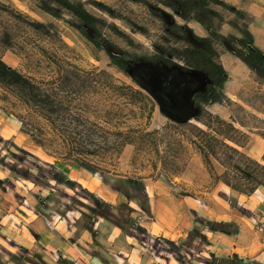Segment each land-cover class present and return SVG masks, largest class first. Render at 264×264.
<instances>
[{
  "label": "trees",
  "instance_id": "trees-1",
  "mask_svg": "<svg viewBox=\"0 0 264 264\" xmlns=\"http://www.w3.org/2000/svg\"><path fill=\"white\" fill-rule=\"evenodd\" d=\"M35 3V9L56 20H62L77 29L97 49L105 51L112 64L122 73L130 75L129 66L142 62L149 63L154 69L170 68L182 65V69L203 74L208 83L203 91L194 98L195 115L185 123L171 119L176 126L185 129L183 142L192 146L201 157L202 163L215 184H222L241 195L252 196L264 187V155L262 161L249 157L243 150L249 144V135L235 126L234 120L228 122L207 110L213 105H231L224 94V88L230 77L225 70L220 47H227L254 75L256 81L264 87V51L255 44V39L249 30L248 15L222 0H116L122 5L140 7L148 17L160 24L159 41L153 44L154 54L138 56L121 50L110 38L115 35L119 39L128 40V36L119 30L116 24H110L105 18L92 14L81 0H18ZM104 15L115 21L123 22L133 33L147 36L149 30L144 24L125 15L121 10L112 8L100 2H91ZM232 14L236 20H227L223 12ZM0 13L21 21L35 34L50 37V30L44 24L28 22L17 11L11 10L0 2ZM177 18L186 24L181 25ZM200 25L207 33L200 37L188 27V23ZM228 25L236 34L224 35L222 28ZM12 39L6 36L4 44L12 48ZM46 55L45 50H41ZM49 61L54 74L49 80L35 78L9 66L0 55V110L8 117L15 118L21 125V131L30 138L32 144L42 152L52 157L56 162H71L91 173L96 171L92 159L112 151L122 150L127 145L134 144L133 138L122 133L115 134L118 139L111 142L105 136L110 133L102 126L112 125L109 116L112 112L150 109L151 99L141 91L128 86H118L114 78L105 72H86L68 61H60L56 55ZM102 94L112 102L109 111L82 109L81 103L89 93ZM155 100L156 93L150 94ZM157 101V100H156ZM77 102L79 104H77ZM4 105V106H3ZM135 109V110H134ZM95 111V112H93ZM196 121L203 126L190 124ZM105 124V125H104ZM239 124V123H238ZM241 124V123H240ZM48 126L57 138H62V145L49 146ZM244 128L243 125L240 126ZM159 131L141 133L140 140L153 138V144L159 149L165 144L157 137ZM117 138V137H116ZM101 140H104L101 142ZM53 149V150H52ZM52 150V152H50ZM21 157L11 153L12 159L27 166L31 155L18 149ZM166 166L165 160H162ZM222 171L217 173L216 166ZM28 168L30 166H27ZM33 167V166H32ZM12 169L28 179L29 171ZM37 171H41L36 164ZM53 171V167H50ZM26 172V173H25ZM46 174V173H44ZM110 174V173H106ZM127 183H135L128 179ZM92 195V194H91ZM99 207L103 203L92 196ZM216 226V225H215ZM236 260L239 264H258L256 262Z\"/></svg>",
  "mask_w": 264,
  "mask_h": 264
},
{
  "label": "crops",
  "instance_id": "crops-1",
  "mask_svg": "<svg viewBox=\"0 0 264 264\" xmlns=\"http://www.w3.org/2000/svg\"><path fill=\"white\" fill-rule=\"evenodd\" d=\"M227 55L221 60L229 81L233 66L249 70ZM258 141L263 148L264 138ZM0 142L31 155L25 162L31 168L28 179L12 169L14 159L8 164L0 159V264H182L179 255L194 258L193 264H211L209 259L239 264L236 257L264 264V187L246 196L222 184L211 191L187 177L170 186L102 176L71 162L51 164L48 172L50 163L26 147L44 155L42 150L9 117L0 119ZM256 148L245 153L262 161L264 148ZM27 166L18 169L29 171Z\"/></svg>",
  "mask_w": 264,
  "mask_h": 264
},
{
  "label": "rangeland",
  "instance_id": "rangeland-1",
  "mask_svg": "<svg viewBox=\"0 0 264 264\" xmlns=\"http://www.w3.org/2000/svg\"><path fill=\"white\" fill-rule=\"evenodd\" d=\"M88 10L98 16L105 18L110 24H116L120 31L124 32L128 40L119 39L115 35H110L111 39L121 50L134 53L138 56H150L154 54L153 44L159 41L160 24L158 21L148 17L146 13L138 6L122 5L116 0H81ZM96 1L108 5L112 8L121 10L125 15L135 19L137 22L144 24L149 30L147 36L133 33L123 22L115 21L107 16H104L91 2ZM231 6L245 12L248 15V27L254 36L255 44L258 48L264 51V0H222ZM2 4L11 10L17 11L28 22H38L47 26L50 30V37L35 34L28 29V26L15 18L3 15L0 13V55L4 62L9 66L16 68L26 75L35 78L50 79L54 76L49 61L52 56L60 61H68L71 64L81 68L86 72L97 70L105 72L112 76L118 86H128L134 90L141 91L145 96L151 99L150 109L147 111L136 110V113L124 111L122 113L112 112L109 120L115 126H102L110 133L105 136L111 142H115L118 136L115 134H123L125 137L133 138L134 144L125 146L122 150L112 151L108 154L101 155L99 159H92L95 164L96 171L103 176L106 173L112 175H121L126 178L134 179H151L152 181H161L164 184L172 186L175 178L187 177L196 181V185L205 186L211 191L218 187L211 179L208 171L202 163L201 157L197 154L194 148L183 142L185 129L176 126L160 108L158 102L143 88H141L130 76L120 72L111 62L109 55L102 50L97 49L89 40H87L77 29L71 27L66 18L65 21L56 20L48 15L41 14L35 9V3H25L18 0H0ZM254 14L262 13L257 18ZM223 12V16L227 20H236L232 14ZM251 14V15H250ZM253 16V17H252ZM177 22L181 25L186 24L181 19L177 18ZM198 36L207 35V33L196 23H188ZM224 35L236 34L228 25L222 28ZM6 36H9L12 48L7 49L4 41ZM228 47V46H227ZM227 47H220L221 57H226V53L232 54V50ZM41 50H45L46 55L41 54ZM228 66L229 61L224 60ZM179 66V65H178ZM152 68L149 63L142 62L138 65L129 66V72H136L142 68ZM235 67V68H234ZM235 72L234 78L228 81L224 88V94L228 97L231 105H213L207 108L212 114L221 117L222 119L231 122L234 120L235 126L240 128L244 133L249 135V144L244 152L252 154L250 148L257 147L256 150H263L259 147V138H264V87L260 85L255 78V75L247 69L241 72L238 67L233 66ZM191 75L198 78L204 85L206 77L198 72L190 71ZM77 104H79L77 102ZM81 108H89L92 110L109 111V106L112 102L102 94L89 93L86 100L81 103ZM4 106V105H3ZM135 110V109H134ZM95 112V111H93ZM8 118V116L0 112V119ZM9 121L17 124V120L9 117ZM241 123V124H240ZM190 124L203 126L202 124L192 121ZM105 125V124H104ZM243 125L244 128L240 126ZM47 131V140L49 146L62 145L64 140L57 138L48 126H44ZM154 131H159L157 137L165 144L160 145L159 149L153 146L156 140L148 138L141 141V133L147 134ZM117 137V138H116ZM104 140H101V142ZM256 141V143H254ZM22 147L21 142L17 141ZM27 151L33 152L35 155L41 156L43 162H48L47 171H50L49 165L56 164V160L47 155L39 153L37 149L26 147ZM24 150V149H21ZM53 150V149H52ZM50 150V152H52ZM7 153H6V152ZM15 153L21 157L23 154L14 148L12 142H0V159L5 163H10L12 160L10 154ZM28 153V152H27ZM32 153V154H33ZM6 159V160H5ZM162 160L166 162L163 165ZM15 166L23 164L15 161ZM45 165V163H44ZM52 167V166H51ZM190 167V173H188ZM217 173H221L222 169L217 165ZM207 176V177H206ZM112 178V177H110ZM179 181L177 180L175 184ZM261 225V224H259ZM182 264H193L194 258L188 259L184 255H179ZM200 257L198 260H202ZM193 260V261H192ZM211 264H221L214 259H209Z\"/></svg>",
  "mask_w": 264,
  "mask_h": 264
},
{
  "label": "flooded vegetation",
  "instance_id": "flooded-vegetation-1",
  "mask_svg": "<svg viewBox=\"0 0 264 264\" xmlns=\"http://www.w3.org/2000/svg\"><path fill=\"white\" fill-rule=\"evenodd\" d=\"M157 69L169 73L168 78L163 81L162 87L153 92L156 93L157 100L162 107L176 111L177 108L171 105L172 102L178 100L181 103V101L188 99L190 94H193L190 102L194 109V98L198 92L204 90L208 83L207 79L204 85H202L198 78L191 75L190 71L192 70L182 69L181 64L179 66L175 65V67Z\"/></svg>",
  "mask_w": 264,
  "mask_h": 264
},
{
  "label": "water",
  "instance_id": "water-1",
  "mask_svg": "<svg viewBox=\"0 0 264 264\" xmlns=\"http://www.w3.org/2000/svg\"><path fill=\"white\" fill-rule=\"evenodd\" d=\"M130 75L132 76V79L141 88H143L149 94H152L154 91L162 87L163 81L168 78L169 73L154 69L153 67H146L137 70L136 72H130ZM192 96L193 94H190L188 99L181 101V103H179L180 101L178 100L173 101L171 105L177 108L176 111H172L171 109H164L162 105L158 102V100H156L160 105L162 112L166 114L169 118L179 123H185L191 120L195 115V111L190 102ZM178 104H181L182 106Z\"/></svg>",
  "mask_w": 264,
  "mask_h": 264
},
{
  "label": "built area",
  "instance_id": "built-area-1",
  "mask_svg": "<svg viewBox=\"0 0 264 264\" xmlns=\"http://www.w3.org/2000/svg\"><path fill=\"white\" fill-rule=\"evenodd\" d=\"M256 225L261 228V225H258V224H256ZM262 230L264 231V228H262Z\"/></svg>",
  "mask_w": 264,
  "mask_h": 264
}]
</instances>
